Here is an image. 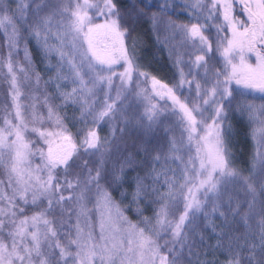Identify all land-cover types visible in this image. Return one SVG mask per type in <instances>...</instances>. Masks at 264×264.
I'll list each match as a JSON object with an SVG mask.
<instances>
[{
  "label": "snow or ice",
  "instance_id": "obj_1",
  "mask_svg": "<svg viewBox=\"0 0 264 264\" xmlns=\"http://www.w3.org/2000/svg\"><path fill=\"white\" fill-rule=\"evenodd\" d=\"M0 84V264H264V0H0Z\"/></svg>",
  "mask_w": 264,
  "mask_h": 264
},
{
  "label": "trees",
  "instance_id": "obj_2",
  "mask_svg": "<svg viewBox=\"0 0 264 264\" xmlns=\"http://www.w3.org/2000/svg\"><path fill=\"white\" fill-rule=\"evenodd\" d=\"M122 2L126 3L127 0H122ZM173 19H177L173 17ZM179 22H187L186 16H181L178 18ZM150 25H143L136 33H133L134 36H139L141 39V44L138 47V53L141 56L140 63L143 64L145 69L149 71L152 75L157 76L158 79H162L164 83H170L171 72L167 68H163L162 66L167 65L170 63L168 56V48L165 46V38L169 36V33L165 30L164 26L161 27V30L157 32H153L150 30ZM208 35V33H205ZM159 36V40L157 39ZM35 64L37 65V70L43 74L44 65L40 61L39 55H35ZM162 69V70H160ZM47 79V76H45ZM3 86V84H1ZM52 91V89H49ZM3 96V90L0 89V97ZM258 96V94H257ZM251 99V98H250ZM257 104L260 103V100L257 98L255 100ZM69 114H71V109L68 110ZM78 115V114H77ZM234 124H236L238 129V135L235 137L232 150L235 153L236 164L237 166L247 168L252 162V156L255 154L256 151V142L252 139L251 136V126L247 122V117L244 118L243 121L238 119H234ZM108 134V126L104 125L103 129L100 131V135L104 136ZM179 134L178 131L176 133ZM161 138L163 136L162 133L158 134ZM171 135V133L169 134ZM130 150H133L130 148ZM143 153H140L137 156L138 160H142ZM151 166V165H149ZM175 167V165H173ZM134 174V173H133ZM117 201H119L120 196L119 193L114 194ZM128 201H124V205H127ZM135 206H132L133 210H125V215L128 217L129 220L132 222H136L138 217L136 212L134 211ZM148 215V213H144ZM215 224H220L221 221L219 219L213 218ZM238 227V226H235ZM217 232L220 231L219 228L216 229ZM243 231V229H240ZM205 242L206 244L210 243L215 245L217 237L212 235V228L209 226L205 231ZM199 237L197 236V239ZM210 238V239H209ZM203 258V257H201ZM216 258L223 261L227 257L222 255L221 253H216ZM211 259V256H209Z\"/></svg>",
  "mask_w": 264,
  "mask_h": 264
},
{
  "label": "rangeland",
  "instance_id": "obj_3",
  "mask_svg": "<svg viewBox=\"0 0 264 264\" xmlns=\"http://www.w3.org/2000/svg\"><path fill=\"white\" fill-rule=\"evenodd\" d=\"M22 58H23V51L20 52V56H19V59H22ZM252 62H254V61H252ZM142 70L147 71L145 68H143ZM148 72H149V71H148ZM45 79H46V78H45ZM3 88H4V85L2 86V85L0 84V89L3 90Z\"/></svg>",
  "mask_w": 264,
  "mask_h": 264
}]
</instances>
